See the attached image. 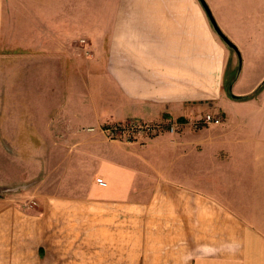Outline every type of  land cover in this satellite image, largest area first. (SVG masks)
I'll use <instances>...</instances> for the list:
<instances>
[{
	"label": "crops",
	"instance_id": "0c3cea01",
	"mask_svg": "<svg viewBox=\"0 0 264 264\" xmlns=\"http://www.w3.org/2000/svg\"><path fill=\"white\" fill-rule=\"evenodd\" d=\"M203 1L239 57L254 58V85L233 96L253 93L264 0ZM242 75L198 0H0V137L22 163L0 188L42 158L74 175L45 178L33 210L0 193V264H264V86L234 100L226 82L231 92ZM93 82L98 107L83 94ZM207 113L220 124H200ZM132 120L179 129L137 144L103 135Z\"/></svg>",
	"mask_w": 264,
	"mask_h": 264
},
{
	"label": "rangeland",
	"instance_id": "374dc122",
	"mask_svg": "<svg viewBox=\"0 0 264 264\" xmlns=\"http://www.w3.org/2000/svg\"><path fill=\"white\" fill-rule=\"evenodd\" d=\"M18 14H12L13 21L14 22L18 21L16 23L20 22L19 18L21 17L20 16L21 13L19 15ZM88 29L89 28H86L84 26L83 36L78 41V45L83 50L82 62H83L84 84L85 83L88 84L87 82L89 81L91 70L94 69L93 65H91V63L93 62L92 61V55H91V45H92L91 41L92 40H91L90 32ZM67 48L69 50H71V49L74 50L73 42L68 43ZM244 53H246L245 50H244ZM240 55H241L240 56V58H241V70L244 71V75L241 76L238 84L236 86H234L230 92V90H229L230 84L229 83H230V80L232 78L234 79L235 75L237 74V66L235 69L229 70L227 72L226 81H229V83L226 82L227 84H226V87L224 90L226 91L228 96L230 94H231V96H233V95H235L234 93L249 89L255 83L254 75H255L256 69H255V64H254V58L245 57V56L243 57L241 52H240ZM236 65H238L237 59H236ZM263 86H264V81L255 89H258L260 87L262 88ZM83 94H84V97H86V98L95 99V100H91V101L94 104H97V107H98V105L101 106V103L99 104V101H96L97 97H96V88L94 86V82L92 83L91 86L88 85L87 87L83 88ZM86 103H88V104H86ZM85 104H86L85 108H90L91 102L89 103V101L87 100L85 102ZM67 105H68V114H71L72 111H71L70 107H75V105H71V104H67ZM81 106H84V104L82 103ZM84 113L86 114L87 117L89 116L88 113H86V111H84ZM207 114L211 115L214 118H218V117L213 116L211 113H207ZM162 124H165V123H162ZM108 125H111V123L107 124L105 126H108ZM105 126H103V127H105ZM9 142H10V138L5 140L4 138L0 137V174L3 173L4 175L16 174L14 172H17V170H19V169H16L15 166H20V164H22V163H19L17 161L18 159L16 158V154L11 152V148L8 146ZM24 155L26 156V154H24ZM41 161H44L43 158L41 159ZM41 161L39 163L37 162L35 164L36 168H33L31 170L29 169V171H31L30 175H27L25 178L21 179V180H23V181H21V182H23L22 185L7 186V187L0 188V193L2 194V196H4V195L7 196L9 199L12 200L13 203L17 204L22 209L33 210L38 204L35 196L37 195V193H39V191H41V189L39 190V188H43V181L45 178H46L45 181L48 182V184H50V183H60L61 181L66 182L68 179L71 180L74 176L72 173L73 171L69 172V170L64 169L65 167L60 169L58 167L52 168L50 165H48V166H46V168H44V163ZM55 165L57 166L58 163ZM23 171H26V170H22V169L20 170V172H23ZM7 179L10 180L9 178H7ZM1 190H2V192H1ZM19 193L24 194V195L28 194V195H34V196L33 197L27 196V197H24L22 199H13L12 198L13 196H15Z\"/></svg>",
	"mask_w": 264,
	"mask_h": 264
},
{
	"label": "built area",
	"instance_id": "2783aa9c",
	"mask_svg": "<svg viewBox=\"0 0 264 264\" xmlns=\"http://www.w3.org/2000/svg\"><path fill=\"white\" fill-rule=\"evenodd\" d=\"M199 123L205 126L218 125L220 124V119L214 118L211 115L206 114L201 118ZM178 129V124L170 122L165 124H153L148 122H142L139 120H132L122 124H111L103 127L101 130L108 141L119 142L122 144H137L141 140L165 132L172 134Z\"/></svg>",
	"mask_w": 264,
	"mask_h": 264
},
{
	"label": "water",
	"instance_id": "95a60500",
	"mask_svg": "<svg viewBox=\"0 0 264 264\" xmlns=\"http://www.w3.org/2000/svg\"><path fill=\"white\" fill-rule=\"evenodd\" d=\"M200 5L202 6L209 22L210 25L213 29V31L215 32V34L219 37V39L225 44V46L231 50L232 52H234L236 54V56L239 58V62H240V57H239V53L238 50L236 49V47L234 46V44H232V42H230L219 30V28L217 27L212 15L210 14V11L208 10V7L206 6V4L204 3L203 0H198Z\"/></svg>",
	"mask_w": 264,
	"mask_h": 264
},
{
	"label": "trees",
	"instance_id": "16d2710c",
	"mask_svg": "<svg viewBox=\"0 0 264 264\" xmlns=\"http://www.w3.org/2000/svg\"><path fill=\"white\" fill-rule=\"evenodd\" d=\"M260 89H261V87L258 88V89H256L253 93H251V94H249V95H247V96H243V97H235V96H231V94H230L229 97H231V98L234 99V100H247V99H249V98L255 96V94H257V93L259 92ZM177 121H178L179 123H184L185 120H183V119H179V120H177Z\"/></svg>",
	"mask_w": 264,
	"mask_h": 264
}]
</instances>
